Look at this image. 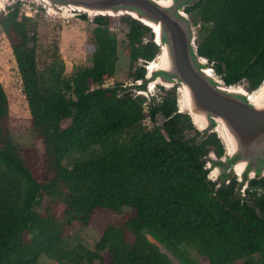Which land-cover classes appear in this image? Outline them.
Here are the masks:
<instances>
[{
	"label": "trees",
	"instance_id": "16d2710c",
	"mask_svg": "<svg viewBox=\"0 0 264 264\" xmlns=\"http://www.w3.org/2000/svg\"><path fill=\"white\" fill-rule=\"evenodd\" d=\"M186 13L199 26V56L226 85L244 81L249 91L262 85L264 0H199ZM18 14L12 9L0 26L43 155L13 141L0 84V264H38L41 256L59 264H196L184 249L195 251L202 264L264 259V177L250 180L244 200L234 193L235 179L216 188L203 158L209 151L221 156L222 145L214 133L199 144L185 139L193 126L178 112L175 92L153 97L145 112L144 97L101 87L118 60L103 17L94 19L92 65L64 79L61 63L47 76L38 72L37 32ZM128 25L130 69L139 60L149 64L159 54L152 40L143 43L147 34L153 37L150 29L132 19ZM145 73L143 65L132 77L138 81ZM157 115L163 124L146 129L143 121ZM96 146L102 148L98 158L62 165L70 153ZM124 209L134 216L127 219ZM109 213L121 218L109 221ZM88 226L101 232L94 251L67 250L70 233Z\"/></svg>",
	"mask_w": 264,
	"mask_h": 264
},
{
	"label": "water",
	"instance_id": "95a60500",
	"mask_svg": "<svg viewBox=\"0 0 264 264\" xmlns=\"http://www.w3.org/2000/svg\"><path fill=\"white\" fill-rule=\"evenodd\" d=\"M9 1L0 0V4L2 2L5 8ZM198 1L41 0L40 4H44L48 10H54L57 15L66 11V14L75 12L90 19L128 16L149 28L153 35L152 42L159 48V54L164 48L168 66L165 69L149 71L148 68L160 56L158 54L156 59L147 64L144 78L129 86L134 87L135 93L148 101L156 87L168 89L178 83L179 99L180 89L184 87L189 97L190 113L201 117L205 123L204 128L198 130L189 113L180 112L178 109L179 113L190 118L194 128L201 133L196 144L215 133L223 148L221 156L209 151L203 158L208 179L216 183V188L235 179L234 193L240 200H244L250 180L264 177V103L254 104L247 95L249 92H257L261 85L252 91H247L239 84L226 85L214 73L212 64L199 56L195 29L197 26L186 13V8ZM87 12L93 13V16L90 17ZM110 13L115 16L109 15ZM148 24L157 26L158 32L155 33ZM209 70L215 77L207 73ZM239 87L244 89L245 94L235 89L229 90ZM220 134L228 137L230 141L222 140ZM230 149L231 153L228 152ZM237 167H240L239 173L236 171Z\"/></svg>",
	"mask_w": 264,
	"mask_h": 264
},
{
	"label": "rangeland",
	"instance_id": "374dc122",
	"mask_svg": "<svg viewBox=\"0 0 264 264\" xmlns=\"http://www.w3.org/2000/svg\"><path fill=\"white\" fill-rule=\"evenodd\" d=\"M14 8H18L19 19L22 20V18H26L28 28L37 32L36 61L37 70L39 73L47 76V70L50 66H52V64L61 63L64 67L62 78L71 79L76 72L92 65V32L94 28H96L94 19H90L87 16H85V19H81L80 15L75 12H73L74 17L64 18L57 14H49L47 7L35 0H10L8 5H6V7L0 12V20L2 16H6V14ZM104 19V27H106L110 34L116 39L118 60L115 65L114 75L112 78L104 81L101 87L105 89L116 88L119 90V92L124 90L125 92H129L135 96H138L137 93H135V88L129 85L135 83V80L132 77L135 70L139 67H143V65L147 66V63L139 60L134 63L133 68L130 69V59L126 52V33L128 32V24L130 23L131 19L128 16ZM198 27L199 26L195 28L196 31L198 30ZM151 40L152 37L150 34H147L143 39V43L149 42ZM0 84L4 89L8 100V125L13 141L24 148L35 149L40 159L43 155L42 145L39 141H36L33 136L30 124V115L24 94L22 92L21 78L13 58L11 43L6 38L1 26ZM239 85L243 86L247 91H249L246 82H240ZM90 87L91 89L95 88L93 85ZM178 89V83H174L173 86L168 89H164L162 87L154 88L152 90V97L150 100L148 101L145 98V112L148 111V103L153 97H158V94L165 96L167 92H175L176 100H178ZM164 121L165 119L161 115H157L154 122H151L149 118H146L142 124L146 129L150 130L153 129L154 126H161ZM68 125V121H63L61 127L66 128ZM183 134L185 139L192 137L198 139L201 135V133L198 132L194 126L192 129L184 131ZM126 137L127 134H123L121 139ZM100 155H102V148L100 146H96L87 150H78L70 153L66 159H64L62 165L69 168L74 162L91 160L98 158ZM211 178L214 179V177ZM47 205L48 200L45 198L42 201V207H47ZM124 211L127 213V219H130L134 216V212L132 210L124 209ZM104 215L109 218V221L112 222L121 218V216L110 213ZM100 236L101 232L96 228V226H88L86 228L76 227L69 235L67 240L68 246L66 249H75V252L79 255H86L87 252L94 251V247L99 241ZM162 251L165 253L163 249ZM183 252L196 264H202V260L195 251L191 249H184ZM253 259L254 264H264V259L261 258V255H255ZM38 264L59 263L56 260L50 259L46 256H41L38 260ZM61 264L70 263L68 260H63ZM94 264H99L98 260H95Z\"/></svg>",
	"mask_w": 264,
	"mask_h": 264
},
{
	"label": "bare ground",
	"instance_id": "6f19581e",
	"mask_svg": "<svg viewBox=\"0 0 264 264\" xmlns=\"http://www.w3.org/2000/svg\"><path fill=\"white\" fill-rule=\"evenodd\" d=\"M37 1H38V3H41V0H37ZM3 8H4V4L1 2V4H0V12L3 10ZM80 11L82 12V10H80ZM48 12H49V14H57L52 9H49ZM65 12L66 11H64L63 14L60 15V17H64V18L65 17H74L73 13L66 14ZM84 12H86V11H84ZM87 13L89 14L90 17L93 16L92 15L93 13H90V12H87ZM121 14L122 13H120V15ZM109 15L115 16V15H113L111 13ZM130 15L134 16L132 14H130ZM148 25L151 26V29L154 30L155 33L158 32L159 29H158L157 26L152 25V24H148ZM159 55L160 56L157 58V60L148 68L149 71H151V70L153 71L154 69H157V68H159V69L167 68L168 62H167L166 52H165L164 48H162V53H160ZM207 73L210 74L211 76L215 77L211 73L210 70L207 71ZM234 89L237 90L238 92H241V93L245 94L244 89H242L240 87L239 88H230L229 90H234ZM180 93H181V96H180V99L178 100V109H179V111L183 112V113H187V114L189 113V115L193 119V123H194L195 127L198 130H202L204 128V125H205L204 120L201 117L190 113V104H189V97H188L187 90L184 87H181ZM247 95L249 96V100L251 102H253L254 104H257V105L263 104L264 103V82L262 83L261 88L257 92H254L253 94H251V92H249V94H247ZM220 137L224 141H227V140L230 141V139L228 137L224 136L223 134H220ZM228 152L231 153L232 149H230ZM236 171H237V173H239L240 167H237Z\"/></svg>",
	"mask_w": 264,
	"mask_h": 264
},
{
	"label": "built area",
	"instance_id": "2783aa9c",
	"mask_svg": "<svg viewBox=\"0 0 264 264\" xmlns=\"http://www.w3.org/2000/svg\"><path fill=\"white\" fill-rule=\"evenodd\" d=\"M147 66H145V68H146Z\"/></svg>",
	"mask_w": 264,
	"mask_h": 264
}]
</instances>
